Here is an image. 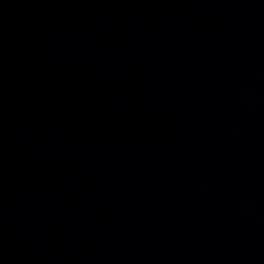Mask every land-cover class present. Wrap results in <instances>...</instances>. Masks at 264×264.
<instances>
[{"label": "water", "instance_id": "1", "mask_svg": "<svg viewBox=\"0 0 264 264\" xmlns=\"http://www.w3.org/2000/svg\"><path fill=\"white\" fill-rule=\"evenodd\" d=\"M0 264H264V0H0Z\"/></svg>", "mask_w": 264, "mask_h": 264}]
</instances>
